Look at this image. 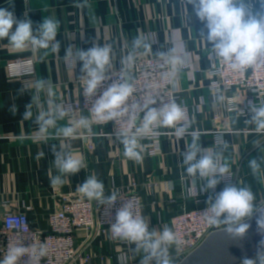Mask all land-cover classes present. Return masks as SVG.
<instances>
[{
    "label": "crops",
    "instance_id": "0c3cea01",
    "mask_svg": "<svg viewBox=\"0 0 264 264\" xmlns=\"http://www.w3.org/2000/svg\"><path fill=\"white\" fill-rule=\"evenodd\" d=\"M0 7H9L7 0H0ZM259 7L257 3L256 8ZM14 12L21 19L27 12L34 27L43 18L58 20L57 39L61 49L41 61L42 52L16 50L7 41H0V230L5 214L24 211L34 229L47 232L49 218L61 209L63 199H86L76 186L89 175L103 182L106 195L122 194L134 185L150 229L171 228L176 217L206 207L205 201L211 193L199 195L203 181L197 179L193 183L181 164L179 153L185 150L186 142H191L190 135L179 141L173 134L162 136L160 151L154 156L146 147L149 142L142 140V160L136 162L124 156L123 145L112 136L110 125H92L91 131L82 132L69 141L50 139L42 143L35 138L33 122L22 119L37 79L52 84L57 103L63 99H78L77 82L82 65L78 62L76 67L67 66L64 51L68 46L86 50L93 44L110 45L114 55L111 74L120 67H127L122 61L132 50V40L138 36L149 42L151 48L137 50L135 61L161 58L158 53L169 49H175L176 55L182 56V63L174 69L175 87L181 103L190 112V130L200 134L202 147L222 150L224 161L232 171L233 181L224 180L215 191L239 182L254 193V214L264 205V134H257L254 125L248 122L250 94L232 90L223 95L222 102H214L217 96L210 90L211 72L219 58L202 38L203 25L191 14L186 0H14ZM19 58H32L36 62V76L8 79L7 62ZM185 63L190 64V68L182 70ZM22 86L29 92L18 95L17 90ZM40 98L46 101L43 93ZM253 103H264V96L255 98ZM12 104L18 107L15 116L9 111ZM229 107L237 111H229ZM81 115L88 116L70 113L71 118ZM68 123L69 119L59 121L60 126ZM217 133H221V138ZM21 136L25 139H18ZM63 143L85 159L87 168L70 176L64 185L53 187L49 174L58 173L52 163V146L59 147ZM225 143L227 147H223ZM250 159H256L261 165L256 175L248 167ZM75 244L81 257L74 264H140V254L133 251L134 245L116 241L108 234L95 235L89 240L88 234L80 230L75 234ZM170 253L175 264H180L182 259L176 247ZM86 257L90 262L84 261Z\"/></svg>",
    "mask_w": 264,
    "mask_h": 264
},
{
    "label": "clouds",
    "instance_id": "9594fccd",
    "mask_svg": "<svg viewBox=\"0 0 264 264\" xmlns=\"http://www.w3.org/2000/svg\"><path fill=\"white\" fill-rule=\"evenodd\" d=\"M7 3L9 7H0V41H7L16 50L30 49L42 52L41 61L49 53L60 52L61 43L57 39L60 27L58 20L52 17L43 18L42 22L34 27V22L27 12L22 19L16 17L14 0H7ZM257 3L259 8H256ZM186 4L191 6V14L203 25L200 34L211 46V52L231 70L242 72L264 58V0H186ZM141 48L148 50L151 44L138 36L132 40V50L122 63L131 68L135 63L136 51ZM158 55L164 64L174 69L182 63L175 49L160 52ZM64 59L74 67L78 62L81 63L79 80L82 94L85 98L95 99L88 110V116L71 118L69 110L56 102L52 84L45 79H37L34 82V93H31V102L25 106L22 119L31 120L36 126L35 138L38 141H69L77 138L82 132L91 131L93 123L114 122L119 124L115 137L123 145L124 156L140 162L141 141L159 135V129L173 130L178 141L190 135L191 142H186L185 150L180 151L179 155L182 157L181 164L193 183L197 179L203 181L198 194L211 193L207 196L202 215L210 225H224L227 234L235 233L242 237L247 232L249 224L245 221L254 215L253 191L239 182L226 184L219 192L215 191L224 180L232 177L231 168L224 161L222 150L202 147L200 134L189 131L191 124L180 104L159 99L160 106L154 107L158 102L156 96L129 104L136 92L131 79L121 77L108 83L114 61L110 45L93 44L86 50L70 45L64 51ZM25 92H29V89L23 86L17 90L18 95ZM41 93L45 95L46 101L41 100ZM223 100V95L214 98V102ZM9 111L15 116L18 107L12 104ZM248 111L251 113L248 122L254 125V131L264 134V103L249 102ZM65 119H69V123L60 126L59 121ZM18 139L23 140L25 137ZM223 147H227V144ZM52 152V163L58 173L49 174L53 187L64 185L70 176L87 168L85 159L71 151L67 143L59 147L53 145ZM248 167L253 175H256L261 165L256 159H250ZM76 190L86 199L109 208L117 203L118 193L106 195L103 182L95 175H89L83 183L76 186ZM257 223L259 228L264 230L260 219ZM109 231L113 239L134 245L133 251L140 254V264H175L170 250L181 243L176 233L168 226L150 229V221L137 214L132 204H125L116 210L115 220ZM47 253L48 249L44 244L33 248L32 252L36 259L45 257ZM28 254V246L22 243L11 245L3 258H0V264H20L21 259ZM242 264H264V240L260 242L256 255L245 258Z\"/></svg>",
    "mask_w": 264,
    "mask_h": 264
},
{
    "label": "built area",
    "instance_id": "2783aa9c",
    "mask_svg": "<svg viewBox=\"0 0 264 264\" xmlns=\"http://www.w3.org/2000/svg\"><path fill=\"white\" fill-rule=\"evenodd\" d=\"M179 57L182 59V56L179 55ZM66 63L69 68L74 67L70 62ZM189 68L190 64L187 63L181 66L182 70ZM5 69L6 75L10 80L31 78L36 76L37 72L36 62L32 58L10 60L7 62ZM109 76L111 79L108 83L121 77L130 78L134 83L136 92L129 100V104L142 101L149 96H156L158 102L154 107L160 106L159 99H163L165 102L175 101L184 108L189 118L190 112L181 103L175 87L174 68L164 64L162 58L135 61L131 68L120 67L109 74ZM211 76L210 90L216 96L224 95L232 90H244L249 92L250 102L252 103L255 98L264 96V58H261L257 64L242 72L231 70L218 59V64L212 70ZM77 86L78 99H63L60 104L67 108L70 113L77 112L89 115L88 110L95 98H85L83 96L80 80L77 82ZM229 111H237V109L229 107ZM93 125L99 127L110 125L112 127V136H115V132L119 128V124H114V122L107 124L93 123ZM189 131L191 132L190 129ZM159 133L155 137L143 140L149 142L146 147L152 156L160 151V138L166 134H173V130L164 133L159 129ZM217 136L221 138V133H217ZM226 181L232 182L233 178L226 179ZM134 188L135 186L133 185L126 192L119 194L117 203L112 208L99 204L94 200L63 199L61 209L53 213L49 218V230L47 232L34 229L27 213L24 211L5 214L2 218L0 230V258H3L9 246L22 243L28 246L29 254L21 259L20 264L76 263L81 257L75 244L77 231H85L89 240L99 234L111 236L109 229L115 220L116 210L125 204H132L137 214L142 215V202L137 193H135ZM204 209L185 212L171 222V228L181 241L180 245L176 247V251L182 260L196 251L218 228V226L207 223L202 215ZM41 244L47 246L48 253L45 257L36 259L32 254L33 248H38ZM84 261L88 263L90 258L86 257Z\"/></svg>",
    "mask_w": 264,
    "mask_h": 264
},
{
    "label": "water",
    "instance_id": "95a60500",
    "mask_svg": "<svg viewBox=\"0 0 264 264\" xmlns=\"http://www.w3.org/2000/svg\"><path fill=\"white\" fill-rule=\"evenodd\" d=\"M258 219L264 224V205L245 223L247 232L239 237L235 233L227 234L217 228L206 241L180 264H242L245 258L256 255L260 242L264 240V230L258 226Z\"/></svg>",
    "mask_w": 264,
    "mask_h": 264
}]
</instances>
